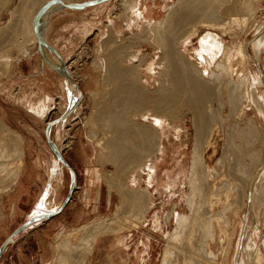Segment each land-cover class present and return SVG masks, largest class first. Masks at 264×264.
Returning <instances> with one entry per match:
<instances>
[{"label": "rangeland", "instance_id": "1", "mask_svg": "<svg viewBox=\"0 0 264 264\" xmlns=\"http://www.w3.org/2000/svg\"><path fill=\"white\" fill-rule=\"evenodd\" d=\"M87 1L92 0H63V3L61 2V0H12L9 9L3 10L0 13V61H11L9 63L8 73L5 76H0V83L6 81L11 83L13 82V84H15H12L13 86H11L10 89L11 97L14 96L16 99L20 98V96L22 95L27 94H30L34 98L37 97V94L32 95L33 93L37 92L34 86L35 83L33 81H29L31 82L29 83L27 80H20V78L22 77L23 79H33L35 77L34 74L36 71H43V69H40V67H43V62H46L43 57H41L38 44L36 42L34 44H31L30 46L24 47L29 56L24 55L22 51H19V46L16 44L21 39H23L22 35L25 36L24 34H22V30H20V15L24 13V16H26L27 19H33L35 18L38 7L41 5L44 9L46 5L55 2H59L62 4H80ZM128 1L129 0H115L114 2V10L111 12V15L114 17L112 20L115 22L114 26L116 28L114 27V32L116 35L110 33L111 40H107L105 37V35L108 33L100 36V34L102 33V29H99L98 27L106 25L105 18H102L101 24L96 27L90 28L86 33L87 36L85 37V39L79 42L78 46L71 49V54L68 56L67 63L69 65V69L74 72L75 81L82 89L83 87L85 89V84L83 82V72L95 71L96 73H98L99 71H102V69L104 68L103 62L108 59L111 52L115 60H118L116 63L119 62V59H123L122 63L119 62L117 64V68H119L120 70L134 69L136 64H138V62L141 60V62L139 63V70L142 71V67H144L146 63L150 62L148 61L149 59L152 58L151 60L153 62H158V59H156L157 56H159V59L162 58V54L158 52L160 51L159 45L156 43H150L151 40H149V42L147 43V41L144 40L143 37L145 36L147 39L148 31L151 30L152 32V30L157 25H160V23L163 21V18L173 7V5H177L180 1L184 0H173L171 3H167V6L160 12V16L155 18L156 21L152 24L151 28L148 29L146 28V26H144V24H140L142 25L141 27H133L130 31H125V27L123 25L125 24L127 14H125L124 3ZM153 1L154 0H145L147 8L152 5L151 3H153ZM247 1L248 0H228V3L227 1H224V5L218 4V6H221V8L223 6L224 10L227 11V13L225 14L229 15L238 14L237 16H242L243 14H246V11L248 12L249 9H256L255 15L253 14L252 17H249V19L251 18V21L249 19L247 21L248 23H250L245 24L246 27L244 26L242 28L237 26L236 24H231L232 26L229 27L231 29H228L229 32H225L226 35H223V39L228 44H233L238 47L240 43L243 45L242 50H244V55L248 60V63H246L245 67L246 71L244 70V72L246 74H251L254 78H257V80L255 81L256 85L260 87V93L264 97V48L262 47V49L259 50V53H255V56L253 57V51L250 47L252 43V36L253 39L255 37L256 39H258V37L264 34V0ZM245 3H247V7L245 6ZM249 6L250 8H248ZM40 9L39 11L42 10ZM56 13L53 15L50 14L49 16L50 22L48 25V31L47 24L44 23V20L46 18L45 15L42 22V26L45 25V27H41L40 25L41 36L43 37V34L45 36L49 32L47 37H51L52 41H60V37L59 35L50 36V32H52L55 28H59L62 22L68 20L72 15L71 13H60L62 15L61 16L59 13L58 15ZM189 15L190 14L188 13V10L184 11L183 16L181 15L182 25L185 20L189 19ZM204 30L205 29L202 27H197L195 36L191 37L190 43H188V45L184 48L186 54L193 57L195 56L194 51L196 48V39L199 35L205 32ZM214 32H218L217 34L221 33L220 30H214ZM53 33L55 34V32ZM63 34L65 35V37L67 36V33ZM67 37H69V34ZM150 37L154 38L152 36ZM41 49L44 54V58L48 59L47 56L52 55L49 49ZM45 50L47 51V55L44 52ZM108 50L110 51L108 52ZM79 51L80 53H78ZM77 53L78 56L82 57V62H79V65H81V67L78 68L76 67L78 66V64L76 63V61H74V59L77 58ZM179 56L183 61L189 63L186 57L181 56V54ZM129 58H136L135 60H137V62L132 63L134 67L129 66ZM101 59L103 61L102 63L100 62ZM131 61H133V59ZM193 63H195V61ZM46 65L51 67V65H49L47 62ZM192 65L196 67L195 64ZM197 66L200 67L198 64ZM155 67L157 68V66ZM236 68L238 67L236 66ZM200 69L202 68L200 67ZM192 70L194 71L193 68ZM158 71L160 70H155L156 74H158ZM143 72L144 71H142L140 75L143 78L142 80H138V82H136V80H134V78L136 77L131 76V79L127 78L126 81L129 82L131 80L132 82H134V84L141 86L144 103L146 101V103L148 104H169V116L171 117V119H174L173 121L176 122V125L180 129V133L177 134L176 138L172 137L171 134H169L168 142L165 143L164 153L166 154L164 155V163L160 172L162 173L163 170L169 171V174L167 176H164V179L166 178V180H164L166 187L161 185L160 190L155 192V195H153V208L149 209L146 213V215H148L146 216V224L143 225L144 228L141 227L139 228V230L128 228L125 229L121 234L116 235L108 233L106 236L97 238L91 254L78 256L79 260L78 258L72 257V254H69L71 258L68 256V259L65 262H60V264H119L122 261H125L127 264H158L161 259L163 245L166 242L162 239L161 235H165L166 232H168L167 237L169 239L173 225L172 222L169 221V223L164 224V226L160 221L162 228H159L158 232H154V230L152 229V219L154 218V216L160 217L166 211L172 209L173 205H176V208L175 210H173V212L177 211L178 216L183 219L184 223L181 229V233L183 232L186 236V233L189 232L187 231V228H189L190 225L189 222L191 221L192 223L193 219L197 217L201 210V204L206 196L205 191L208 188L207 183H210L211 181L208 179V177H218V179H221V175H224V173L228 177L229 173L233 172L232 167L235 165L237 158L238 162L241 165L240 159L244 157L242 152L246 153L247 148H251V151L255 153L256 149L261 147L260 155L262 160L264 161V122L261 119V114H263V111H260L255 105L252 104L251 107H249L248 105V108H246L245 112L241 113L240 116L238 114L239 102H241L240 100L238 101L237 108L233 110L232 114H230V103L228 104L230 107L228 105H225V107L222 108L216 101L217 97H212L211 100L206 103V113L208 115L207 119L210 123H207V128H205L206 130H204V137L207 136L210 129H214L212 139L213 145L208 146L202 155L201 166L204 173L203 180L197 185L194 184L195 187H192L189 183V167L195 142V130L192 125L191 115L189 111H187L180 105L175 97L164 96L162 94L164 92L163 87L162 85L158 86V79L157 76L153 74V71L146 72V77L143 76ZM259 79L260 83L258 82ZM123 80L125 79H119V82L113 86H104L95 96L96 99H94V97L92 98V95H88V92L86 90L83 91L85 95L82 96V99H79L74 110L69 115H65L66 111L68 110L66 108L65 111L64 108V105L66 103L62 101L61 104H58L57 102V104L54 105L55 109L50 111L48 115L42 120L32 119L24 112V110L20 106L14 104L12 100L0 97V139L4 138V140H9L18 138L21 141L19 145L22 148V157L20 159L22 162L21 168L22 164H24V166L26 167V165L31 162L35 169L34 181L29 184L27 192L25 191L19 196L13 197L16 195L15 191L19 183L17 179L15 184L11 185L8 190L0 193V248L3 245L4 241L10 235H12L15 230L22 226L28 218L34 217L32 216L34 213H32V211L37 207L36 203L41 202L42 198L46 196L45 193H47L49 187H54V185L56 186L55 180L57 172H61L60 176L62 177L63 181L62 186L60 185L59 189L55 190L57 198L59 196V198H61L64 203V200H66V198L68 197L71 174L55 156L50 144L47 141L45 130L49 124H51V128L48 132V140L51 142L52 147L57 150V152L69 166L70 170L74 174L75 180V184L72 192L70 193V197L65 202L61 211L50 219H45L48 221L40 220L32 223L21 232L16 234L14 236V239L8 242L4 247V250L0 256V264H54L51 262L53 260V256L55 255L54 242L56 240L55 237L57 236L56 234L58 232H62V236L65 238L68 234L70 236V234L73 233L70 237L71 242L69 241V245H76L78 244L79 238L83 233L82 231L77 232L76 228H79L82 225H91V223L102 221L103 225L108 224V229H112L115 227V219L118 221L128 219L127 222H125L130 226L131 221L128 217L134 216V214H139V210L135 207L133 208V210H129L127 207V209H125V207L124 209H118V192L115 189H109L105 182L101 183V200L99 202V205H97L95 208L84 206L82 199L85 194L86 187L84 185L85 181L81 170L83 167L82 163H85L84 161H86V159H79L76 155L78 139L77 136L87 135L89 137V142H84L87 145L86 155L90 156L91 154H93V156L95 157L96 155H98V157L99 155L104 156V159L96 163L97 167L99 168L98 171L102 176L105 177L107 176V173H114L115 167L112 163L114 159L111 156L114 154V152L111 151L106 143L110 142L111 139H115V142H117L118 138H116L115 136L117 127L109 124V121L105 115V106L107 105V101L111 99V95L114 96L116 94H122L126 95L127 97L132 96L131 90H125V87L121 86ZM103 82L107 83V79H104ZM166 88L171 89L172 86L168 85ZM47 92L52 94L51 90L49 89L47 90ZM73 103L74 102L71 101V104ZM69 104L70 103L68 101L67 105ZM116 105L118 107L120 106V103H114L113 107H115ZM143 105L135 107L129 106L125 111L120 110L119 108L116 109V113H119V117H121V115H123L124 117V114H126V129L130 128L131 130L133 126L142 125L143 118H139V115L141 112H143ZM71 115L76 117L77 120L67 123L63 128L60 127L59 132L61 133V140H64L67 137L70 138L71 136L73 137V139L71 137L72 141L70 140V144L67 143L68 141L66 140L65 142H63V144H66V146H63L62 148L60 147L58 149V147L56 148L54 140V136L56 135L57 130L52 133L51 129H53L54 126L56 127L57 125H59V121L55 122L57 121L58 117L63 116L62 119H67V117L69 118V116ZM247 119H249L248 121L252 123L253 121H255L256 126H249V129L252 131L254 137H250V139L245 141L246 139L244 140V136L242 135V133L244 131V126L248 125L246 124ZM1 121L3 122L2 124ZM63 123H65V121ZM145 124L148 125V123ZM28 134H31L32 136H27ZM37 137L39 139H37ZM135 137L136 136L133 133L128 139L126 138L125 141L120 138L118 139L119 141L123 142V145L120 144V146H122L125 150L124 152H122L121 158L119 159L126 160L128 158H131L130 160H136V163L139 164L143 159L137 157V154L139 153L137 150H132V144H135L134 140L136 142ZM96 141H102L103 146L108 148L101 149L94 147ZM246 144H249V146L246 147ZM8 147L9 144H7V142H0V181L2 180V178H6L8 174H12L11 172H14L15 169H17L19 163L18 159H14V157H12L10 153H8ZM173 153L177 154L178 157H173ZM37 156H39L40 158L37 159ZM255 156L257 155L255 154ZM174 159L177 160V163ZM242 161L244 163H249V160L247 158ZM49 162L50 167L48 173L47 166H49ZM243 168L244 167L242 166V168L240 169L241 172L243 171ZM263 168L264 162L260 164L258 168L259 172ZM179 170H182L185 174L184 177L180 178L182 179L180 180V182H178V179H176V173ZM122 176L123 178H121V181L125 183L127 181V178H125V175ZM236 176L240 178L239 173H237ZM172 180L176 181V183L171 188L169 185L170 183H173ZM140 187L143 188L144 186L140 184L136 189H139ZM87 194L88 191H86L85 199L87 197ZM11 197H13L14 199H11L10 201ZM106 197H109V201H106ZM55 205L56 204L52 205V208ZM115 210L118 211L116 212ZM124 210H126L127 212ZM36 211L38 214L52 213V211H45L41 206H38ZM118 213L120 216L118 215ZM124 213L128 214H125V216ZM263 213L264 211L262 210L260 212V220L263 219ZM246 214L247 213L245 206L237 216L231 218L229 231L230 227L236 226V224L237 229L230 242H228L227 239H224L223 236L220 235L213 243L209 242L208 247H206L208 241L204 240V242L202 243L201 251L205 252L206 254L200 253L199 256L195 258L194 255L191 256L192 254H190L192 253L193 250L191 251V249L194 246L192 244H187L186 242L185 243L187 245H185L184 242H182L181 244L180 241L184 236V234L182 233V237L178 240H175V252L177 254L180 253L179 250L181 245L183 246L181 248H187L185 250L190 252H188L191 258L190 264H208L210 260L213 259L214 264H236L238 252L242 244V228L244 226L243 223L246 218L245 216H247ZM111 217H113V219H111ZM116 217L120 218L117 219ZM250 218H252L253 220L252 215H250ZM104 219H106V221L108 222L112 220V222L105 223L106 221ZM250 223L246 228V233L244 232L245 242H247L248 240L256 241L260 237V235H264V228L262 227L260 221L257 222L255 220V222L251 221ZM38 225L40 226L39 230L35 229ZM36 239L37 242L42 241L44 245L47 246L44 248L45 250H41L38 252L36 247ZM141 240L146 244V246L141 244ZM227 243L229 245H227ZM244 247L245 245H243L242 253L245 252ZM71 251H73V249H71ZM221 251H226L224 260L222 258L223 253H221Z\"/></svg>", "mask_w": 264, "mask_h": 264}, {"label": "bare ground", "instance_id": "2", "mask_svg": "<svg viewBox=\"0 0 264 264\" xmlns=\"http://www.w3.org/2000/svg\"><path fill=\"white\" fill-rule=\"evenodd\" d=\"M172 1L173 0L161 1V7L165 8V5L169 2L171 3ZM224 1H227L228 3V0L180 1L177 5H173V7L167 12L160 25H157L152 30V32L151 30L148 31L147 39L145 36L143 37L144 40L147 41V43L149 42V40H151L150 43L158 44L160 48V51L158 52L162 54L161 59H159V56H157L156 59H158V62H153L151 60L152 58L148 60L150 62L146 63V67H142V71H144L143 76L146 77V72L153 71V74L157 76L158 86L162 85L163 87L164 92L162 94L164 96L175 97L180 105L184 109L189 111L191 115L192 125L195 130V142L189 167V183L192 187H195V185H197L199 182H202L204 175L201 166L202 155L208 146L213 145L212 139L214 129H210L207 136L204 137V130H206L205 128H207V123H210L207 119L208 115L206 113V103L209 102L212 97H217L216 101L222 108L230 103L231 107L228 105L231 108H229V110L231 111L230 114H232L233 110L237 108L238 101L241 100L238 107V114L240 116L241 113H244L245 109L248 108V105L249 107H251V105L253 104L260 111H263V114H261V119L264 122V97L260 93V87L256 85L255 81L257 80V78H254L251 74H246L244 72V70L246 71L245 67L246 63H248V60L244 55V50H242L243 45L240 43L238 47L233 44H228L223 39V35L225 34V32H227L228 29H231L229 28L232 26L231 24H236L237 26L243 28L245 24L248 23L247 21L249 17H252L253 14L255 15L256 9H249L248 12L246 11V14H243L242 16H237L238 14L229 15L225 14L227 13V11L224 10L223 6V9L220 5L218 6V4H223ZM61 2L63 3V0H61ZM114 2L115 0H107L105 2H98L94 6L89 5L83 8H68L65 7L68 4L61 3L64 6L60 7L58 10L65 13H72V15L71 19L62 22L60 27L70 29L69 32H72L74 34H79L80 31L82 33H80L79 35H86L90 28L100 25L101 19L105 18L106 25L98 27L99 29H102V33L100 32V36L108 33L105 35V37L107 40H111L110 33L115 34L114 25L112 24V18L114 17H111V13L108 14V12L110 11V8L114 4ZM155 4L156 1L153 4V7L149 6V8H147L145 4H141L140 0H129L128 2L124 3L125 14H127L125 24L123 25L125 27V30L130 31L133 27H141L142 25L140 24H144V26H146V28L148 29L151 28L152 24L156 21L155 18L159 17L160 9L158 6L155 8ZM245 6L247 7V3H245ZM248 8H250V6ZM39 9L41 11H39ZM45 9V7L43 9L42 5L39 6L35 14V18L33 19H27L26 16H24V13L20 15V30H22V34H24L25 36L22 35L23 39H21L16 45L19 46V51H22L24 55H28L24 48L25 46H30L35 42L38 44L35 34V28L36 26H39L40 28V25L41 27H45V25L42 26L43 18L46 14L45 12L47 11ZM186 10H188V13L190 14L189 19L185 20L182 25L181 15L183 16L184 11ZM47 18L44 20V23L47 22ZM197 27L204 28L205 32L199 35L196 39V48L194 51L195 56L193 57L186 54L184 48L188 45V43H190L191 37L195 36ZM85 29H87L86 33L84 31ZM214 30H220L221 33L217 34L218 32L215 33ZM47 35L48 34L45 35L46 37L44 35L42 37L41 33L38 34L42 42L40 46H42L46 42V44H48L50 48L56 51L60 50L57 44L53 45L50 42ZM150 36L154 38H151ZM58 43L62 44L63 40L58 41ZM250 47L253 51L254 57L255 53H259V50H261L262 47L264 48V34L258 37V39H256V37L253 39L252 36V43ZM109 51L110 50H108V52ZM78 53H80V51ZM78 53L77 58L74 59V61H76V63L78 64V66H76L77 68L81 67V65H79V62H82V57L78 56ZM69 54V50L67 49L64 51L63 55L60 54L62 56V67L56 66V69H53L64 77V80L62 79L60 83L68 88V91H70L71 93V95L69 94L68 97L69 99L71 98L72 102H74V100L77 98L82 99V95H80L77 90V82L75 81V83V79H73L75 78L74 72L69 69V65L66 60ZM178 54L186 57L189 63L183 61ZM129 59V66L134 67L132 63L137 62V60H135L136 58ZM132 59L133 61H131ZM117 61L118 60H115L114 56L112 55V52L110 53L106 61L103 62L101 59L100 62L104 63V68L102 69V71H99L98 73L93 71L95 75L87 73L88 77L83 78V82H85L86 87L85 90L88 92V95H92L91 97H94V99H96L95 96L104 86H113L119 82V79H125L122 81L121 86L125 87V90H131L132 96L127 97L126 95L122 94H116L114 96L111 95V99L107 101V105L105 106V115L109 121V124L117 127L115 133L116 138H120L125 141L126 138L128 139L133 133L135 134L136 142L134 140L135 144H132V150H137L139 152L137 154V157L143 160L141 163L137 164V161L130 160L131 158H128L126 160L119 159L121 158L122 152L125 151L124 148L120 146V144L123 145V142L119 141L118 139L117 142H115V139H111V141L107 142L106 145L111 149L112 152H114V154L111 155L114 159V161H112L113 166L115 167L114 173L111 172L107 173V176L105 177L102 176L98 170L93 168V160L91 157H89V161L87 160L88 162L84 167V178L85 184L88 186V188L93 189L94 191L98 189L102 182H105L109 189H115L118 192V209H124L125 207V209L128 208L129 210H133V208L135 207L139 210V214H134V212V216L128 217L131 221L130 226L128 223H126L128 219L119 221L115 219V227L112 229H108V224L103 225L102 221L91 223V225H82L79 228H76L77 232H83L79 238L78 244L76 245H69V241L71 240L70 237L73 233L69 236L68 232V235L65 238L62 236V232H58L56 234L57 236L55 237L56 240L54 242L55 255L53 256V260L51 262L54 264L65 262L68 259L69 254H72V257L75 258H78V256H84V254H91L97 238L106 236L108 233L113 235L121 234L125 229L128 228L139 230V228L143 227V225L146 224V216L148 215H146L147 211L153 208V195H155V192L160 190L161 185L166 187L164 183V180H166V178L164 179V176H167L169 174V171L163 170L162 173L160 172L164 163V155L166 154L164 153L165 143L168 142L169 134H171L172 137L176 138L177 134L180 133V129L176 125V122L173 121L174 119H171V117L169 116V104H148L146 103V101L144 103L141 86L134 84V82L130 80L131 76L136 77L134 78L136 82L143 79L140 76L142 71L139 70V63L141 62V60L138 62V64H136L134 69L129 70H120L119 68H117V64L119 62L122 63L123 59H119V62L116 63ZM194 61L195 63H193ZM191 63L195 64L196 67ZM197 64L202 69H200ZM155 66H157V68ZM236 66L238 68H236ZM8 67L9 62L5 61L2 71L6 73ZM192 68L197 74L194 73ZM156 69L160 70L158 71V74H156L155 72ZM127 78H130L129 82L126 81ZM104 79H107V83L103 82ZM258 82L260 83V79ZM168 85H171L172 88H166ZM62 98H66V95H64V97ZM47 99L49 100L48 104L42 103L37 106L30 105L28 106V109L32 114H36L40 118H45L48 115V112L51 110L52 106V109H55V104L50 105L51 107L49 106L53 99H51V97L49 96L47 97ZM114 103H120V106L117 107L116 105L115 107H113ZM59 104L61 103L59 102ZM139 105H143V112H141L139 115V118H143L142 125L140 124V128L132 127V129L134 128V131L130 130V128L126 129V114H124V117L123 115L119 117V113H116V109L119 108L120 110L125 111L129 106L135 107ZM60 119H62V117ZM248 120L249 119H247L246 123L248 125L244 126V131L242 133V135L244 136V140L246 139L245 141L250 139V137H254L252 131L249 128L252 125L256 126L255 121H253V124ZM65 121L67 122V119ZM2 123L3 122L1 121V124ZM145 123H148V125ZM60 127L61 125L58 127H54L51 130L52 133L57 130L56 135L54 136V140L56 148L58 147V149L60 147L62 148L63 146H66V144H63V142H65L66 140L69 144L72 141V136L70 138L67 137L64 140H61V133L59 132ZM84 137L86 140H89V137L87 135H85ZM2 141L9 144L8 153H10L12 157H14V159H18L19 163L17 169H15L14 172H11L12 174H8V176L5 175L7 177L2 178V180L0 181V193L8 190V188L11 185L15 184L17 179H19V176H21L18 187L15 191V196L17 197L23 192H27L29 188L28 182L31 181L30 178H33V173L31 168L28 166L24 169L21 168L22 162L20 159L22 157V148L19 145L21 141L18 138L9 140H4L3 138ZM78 143V147H80V155H78V158L82 159V151L85 152L86 147L85 144H83L81 141H79ZM248 146L249 144H246V147ZM94 147L101 149L108 148L103 146L102 141H96ZM251 150V148H247L246 153L242 152L244 157L240 159L241 165L238 162L237 158L235 165L232 167L233 172L229 173L228 177L225 175V173L224 175H221V179H218V177H208V179L211 181L210 183H207L208 188L205 191L206 196L201 204V210L197 217L193 219V222H189V228H187L188 230L186 229L189 232L186 233L185 231L186 236L182 232L184 236L180 241L181 244L182 242H184L185 245L192 244L194 246V249H191V251L193 250L192 253L185 250L187 248H181L183 247L182 245L180 247V250L177 248L180 253L178 252L179 254H177L175 252V240H178L182 237L181 229L183 227L184 221L181 217L178 216L177 211L173 212L176 206L174 209L169 210L171 212L170 222H172L173 228L171 230L169 239L167 237L168 232H166L165 235H161L162 239L166 242L163 245L162 253L160 252L161 259L158 264H190L191 258L189 253L192 254L191 256L194 255L195 258L198 257L200 253L206 254L205 252L201 251L202 243L204 242V240L208 241V244H206V247H208L209 242L213 243L220 235H222L224 239H227V241L230 242L237 229L236 224V226H231L229 231L231 218L237 216L245 206L247 216H245L246 218L243 223L244 226L242 228V244L238 252L236 264H264V235H260V237L256 241H244L246 228L251 221H260L262 227L264 228V213L263 219L260 220V212L262 210L264 211V168L260 172L258 169L260 164H262L264 161L262 160L260 155L261 147L257 148L255 153ZM255 154L257 156H255ZM172 155L173 157H178L177 154L173 153ZM245 158L249 160V163H244L242 161ZM102 159H104V156L99 155V157L97 158V162L101 161ZM174 160L177 163V160ZM242 166L244 168L241 172L240 169L242 168ZM49 167L50 162L49 166H47L48 173ZM237 173H239L240 178L236 176ZM56 174V186L54 185V187L48 188L47 193H45L46 196L42 198L41 202L36 203L37 207L32 211V213L34 212L32 216H42L48 214H38L36 211L38 206H41L45 211L54 212L57 211L58 208H60L63 204V200H61L59 196L57 198L55 191L56 189H59L60 185L62 186L63 184L62 177L60 176L61 172H57ZM122 175H125V178H127V181L125 183L121 181V178H123ZM176 175V179H178V182H180V180H182L180 178L184 177L185 174L182 170H179L177 171ZM172 182L173 183H170L169 185L171 188L176 183V181L172 180ZM140 184L144 187L136 189ZM12 198L13 197L10 198V201ZM54 204L56 205L52 208V205ZM169 211H166L160 217L154 216V218L152 219V229L154 230V232H158L159 228H162L161 223L163 225L166 224L163 220L165 215ZM128 213H124V215H127ZM250 215L253 216V220L252 218H250ZM116 218L119 219L120 217ZM106 219L104 220L106 221ZM111 219H113V217H111ZM110 222H112V220L109 222L106 221L105 223ZM141 244L146 246L143 241H141ZM227 245L229 244L227 243ZM243 245H245L244 253H242ZM70 248L73 249V251H71ZM221 253H223L222 258L224 260L226 251H221ZM119 264L127 263L125 261H122ZM208 264H214V259L210 260Z\"/></svg>", "mask_w": 264, "mask_h": 264}, {"label": "crops", "instance_id": "3", "mask_svg": "<svg viewBox=\"0 0 264 264\" xmlns=\"http://www.w3.org/2000/svg\"><path fill=\"white\" fill-rule=\"evenodd\" d=\"M155 1H156V6H154L155 8L158 6L159 7V16H160V12L162 11V9H163V7H161L162 6V4L160 3L161 1H163V0H154L153 1V3H151L152 5H150L151 7H153V4L155 3ZM11 2H12V0H0V13L3 11V10H8L9 9V7H10V5H11ZM140 2H141V4H145V0H140ZM115 4V3H114ZM113 4V5H114ZM94 5H96V4H94ZM93 5V6H94ZM113 5L111 6V8H110V11H109V13H111L113 10H114V7H113ZM146 5V4H145ZM147 6V5H146ZM165 6H167V4L165 5ZM96 7V6H95ZM57 12V13H56ZM56 12H53V13H51L52 15L53 14H57L58 15V13L60 14V13H65V12H61L60 10H58V11H56ZM72 14V13H71ZM51 15V16H52ZM61 15V14H60ZM50 16V15H49ZM49 16H48V18H47V22H46V24H47V27H48V25H49V22H50V18H49ZM62 16V15H61ZM111 17H113L112 15H111ZM69 19H71V16L69 17ZM113 19V18H112ZM112 24L114 25V21L112 20ZM115 27V26H114ZM116 28V27H115ZM56 29V28H55ZM53 30L52 32H50V36H58L59 35V39L60 40H63V43L61 44V43H58V41H52V39H51V37H49V40H50V42L54 45V44H57L58 46H59V49L60 50H54V49H52V48H50L49 46H48V44H46V42L42 45V48H46L47 47V49L46 50H50V52L52 53V55H50V56H47V60L50 62V63H52V64H56L57 65V67H62L61 66V64H63L62 63V56L60 55V54H62L63 55V53H64V51L67 49V50H69V53L71 54V49H73V48H75L76 46H78L79 45V42H81L83 39H85V37L87 36V34L86 35H79L80 33H82V32H80L79 31V34H74V33H72V32H69V30L70 29H67V28H61V27H59V28H57L58 29V31H57V29L56 30ZM124 29V28H123ZM49 29L47 28V31H48ZM125 30V29H124ZM85 31V33H86V29L84 30ZM126 31V30H125ZM53 32H55V34L53 33ZM47 33V32H46ZM49 33V32H48ZM47 33V34H48ZM63 33H67V36H68V34H69V37H65V35L63 34ZM44 35V34H43ZM54 38V37H53ZM56 38V37H55ZM46 46V47H45ZM44 51L45 52V54L47 55V51ZM69 54V55H70ZM68 55V56H69ZM67 57V56H66ZM68 59V58H67ZM66 59V60H67ZM1 63H0V76H5L7 73H8V70H9V67H8V70H7V72L6 73H4L2 70H3V67H4V63H5V60L4 61H0ZM2 62H3V64H2ZM9 63L11 62V61H8ZM42 66L43 67H40V69H43V71H36L35 72V74H34V78L33 79H31V78H20V80H27L28 82L29 81H33L34 83H35V88H36V91L37 92H35V93H33L32 95H36L37 94V97H32L30 94H27V95H22V96H20V98H16L15 99V97L14 96H12L11 97V92H10V89H11V86H13V85H15V84H13V82L11 83V82H6V81H4V82H1L0 83V97H4V99H10V100H12V102L14 103V104H16V105H18V106H20L23 110H24V112L29 116V117H31L32 119H34V120H42V119H44V118H40V117H38L36 114H32L31 112H30V110L28 109V106H30V105H35V106H37V105H39V104H42V103H44V104H48V102H49V100L47 99V97L49 96V97H51V99H53L52 100V102L49 104V105H53V104H56L57 102H58V104H59V102L61 103L62 101H64L66 104L64 105V108H65V111H66V108L68 109V107H69V105H71V98L69 99V97H68V95L70 94L71 95V93H70V91H68V88L67 87H65V86H63L62 85V83H60L61 82V80L63 79L64 80V77L61 75V74H59L57 71H55L53 68H51V67H49L48 65H46V62L44 63L43 62V64H42ZM87 73H91V74H94L92 71H85V72H83V77H85V78H87L88 77V75H87ZM95 75V74H94ZM30 79V80H29ZM74 79V78H73ZM75 81V80H74ZM29 83H31V82H29ZM13 84V85H12ZM84 84H85V82H84ZM16 87V86H15ZM77 90H78V92L80 93V95H85L84 94V92L83 91H85V89H86V87H85V89H84V87H83V89L80 87V86H78V83H77ZM51 90V92H52V94L51 93H48L47 92V90ZM53 90V91H52ZM54 92H56V93H54ZM64 95H66V98H62V97H64ZM56 96V97H55ZM59 100V101H58ZM69 101V105H67V102ZM67 105V106H66ZM52 110H54V109H51L50 111H52ZM49 111V112H50ZM48 112V113H49ZM69 115V114H68ZM61 117H58V119H57V121H55V122H60V123H58L59 125H57L56 127H58V126H60L61 125V127L63 128L67 123H69V122H73V121H76L77 120V118L76 117H74V116H69V118L67 117V122L65 121L66 119H60ZM61 120V121H60ZM65 121V123H63ZM55 127V126H54ZM53 127V128H54ZM133 127H137V128H140L139 126H133ZM51 128V127H50ZM52 130V129H51ZM132 131H134V128L133 129H131ZM27 136H32L31 134H28ZM85 135H78L77 136V156L78 155H80L79 154V150H80V147H78V145H79V141H81L83 144H85V143H87V142H89V140H86L85 139V137H84ZM37 139H39L38 137H37ZM3 140V138H1L0 139V141H2ZM85 142V143H84ZM87 145L85 144V147H86ZM95 152H96V150H95ZM95 152H93V153H95ZM97 154V153H96ZM82 158L85 160L86 159V161H84L85 163H82L83 164V167H82V170H81V173H82V175H83V177H84V167H85V165L87 164V162L89 161V157H91L92 158V166H93V168L94 169H96V170H98L99 168L97 167V165H96V163H98L97 162V158H98V155H96V157L95 156H93V154H91L90 156H87L86 155V150H85V152H83L82 151ZM38 158H40L39 156H37V159ZM81 158V157H80ZM35 160V159H34ZM88 160V161H87ZM33 163V162H32ZM24 166V164H22V168L24 169L25 168V166ZM30 167L31 168V170H32V175H33V178H30V182H28L29 184H31V182H33L34 181V178H35V169H34V166H33V164H31V162H29V164L28 165H26V167ZM20 178H21V176H20ZM20 178L18 179V181H20ZM84 181H85V178H84ZM85 185V187H86V191H88V194H87V197H86V199H85V195H86V191H85V194H84V196H83V205L84 206H86V207H89V208H95L97 205H99V202H100V200H101V198H100V192H101V185L98 187V189L97 190H93V189H90V188H87L88 186L86 185V184H84ZM28 187H29V185H28ZM94 189H96V188H94ZM91 190V191H90ZM13 197H16V196H13ZM12 199H14V198H12ZM106 201H109V197H106ZM94 210V209H93ZM29 219V218H28ZM48 219H50V218H48ZM45 221H48V220H45ZM164 221V220H163ZM46 223V222H45ZM166 223V222H165ZM167 224V223H166ZM39 228H40V226L38 225L35 229H38L39 230ZM34 229V228H33ZM32 229V230H33ZM34 229V230H35ZM31 230V231H32ZM36 232H38V231H36ZM35 232V233H36ZM142 241V240H141ZM36 247H37V250H38V252L39 251H43V250H45L44 248L45 247H47V246H45L44 245V243L42 242V241H38L37 242V239H36ZM22 256V255H21ZM23 257V256H22Z\"/></svg>", "mask_w": 264, "mask_h": 264}, {"label": "water", "instance_id": "4", "mask_svg": "<svg viewBox=\"0 0 264 264\" xmlns=\"http://www.w3.org/2000/svg\"><path fill=\"white\" fill-rule=\"evenodd\" d=\"M100 1H106V0H92L91 2H86V3H82V4H79V5H72V4H68L67 6H65V7H68V8H76V7H81V8H83V7H86V6H89V5H94V4H97L98 2H100ZM62 6H64V5H62L61 3H59V2H55V3H50V4H48V5H46L45 6V10H47L45 13V16H46V18L51 14V13H53V12H56V11H58V9L60 8V7H62ZM45 18V19H46ZM35 34H36V38H37V41H38V48H39V53H40V55H41V57H43V59L49 64V65H51L52 66V68H55L56 69V66L57 65H52L46 58H44V54H43V52H42V46H40L41 45V40H40V37L38 36V34H40V28H39V26H36V28H35ZM46 47V46H45ZM47 48V47H46ZM55 66V67H54ZM78 99L79 98H77V99H75L74 100V104L73 105H69V107H68V110L66 111V114L65 115H68V114H70L73 110H74V108H75V104H76V102L78 101ZM65 115H63V116H65ZM63 116H62V118H63ZM50 127H51V124H49L47 127H46V130H45V134H46V138H47V141H48V143L50 144V146H51V149H52V151L54 152V154H55V156L58 158V160L66 167V169L70 172V174H71V182H70V187H69V194H68V197L66 198V200H65V202L68 200V198L70 197V193L72 192V190H73V187H74V184H75V180H74V174L72 173V171L70 170V168H69V166L66 164V162L63 160V158L61 157V155L57 152V150L54 148V147H52V144H51V142L48 140V132H49V130H50ZM65 202L62 204V206L57 210V211H55V212H52V213H48V214H45V215H42V216H34V217H31V218H29L22 226H20L17 230H15V232L12 234V235H10L5 241H4V243H3V245L1 246V248H0V256H1V254H2V252H3V250H4V247L6 246V244L8 243V242H10V241H12L13 239H14V236L16 235V234H18L19 232H21L23 229H25L27 226H29V225H31L32 223H35V222H37V221H40V220H45V219H48V218H51V217H53V216H55L56 214H58L60 211H61V209L63 208V206H64V204H65ZM175 206L176 205H173V207H172V209H174L175 208ZM171 209V210H172ZM170 218H171V212L169 211L166 215H165V217H164V221L168 224L169 223V221H170Z\"/></svg>", "mask_w": 264, "mask_h": 264}]
</instances>
